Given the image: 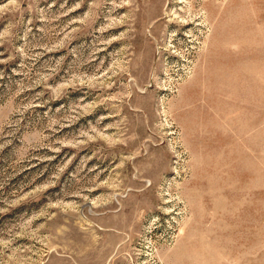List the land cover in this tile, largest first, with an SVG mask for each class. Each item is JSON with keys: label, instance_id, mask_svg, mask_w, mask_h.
Masks as SVG:
<instances>
[{"label": "rangeland", "instance_id": "obj_1", "mask_svg": "<svg viewBox=\"0 0 264 264\" xmlns=\"http://www.w3.org/2000/svg\"><path fill=\"white\" fill-rule=\"evenodd\" d=\"M0 264H264V0H0Z\"/></svg>", "mask_w": 264, "mask_h": 264}]
</instances>
